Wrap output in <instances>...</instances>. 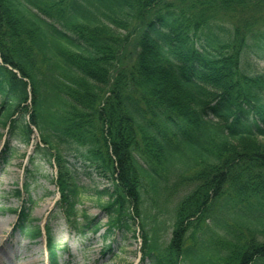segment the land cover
<instances>
[{
  "label": "trees",
  "instance_id": "trees-1",
  "mask_svg": "<svg viewBox=\"0 0 264 264\" xmlns=\"http://www.w3.org/2000/svg\"><path fill=\"white\" fill-rule=\"evenodd\" d=\"M263 49L264 0H0V155L36 128L57 214L83 236L139 231V264H264ZM72 150L112 184L95 195L103 225L78 209L90 188ZM183 186L162 244L152 210ZM43 231L60 264L51 220Z\"/></svg>",
  "mask_w": 264,
  "mask_h": 264
},
{
  "label": "rangeland",
  "instance_id": "rangeland-1",
  "mask_svg": "<svg viewBox=\"0 0 264 264\" xmlns=\"http://www.w3.org/2000/svg\"><path fill=\"white\" fill-rule=\"evenodd\" d=\"M264 52V49H263ZM260 61V67H263ZM1 99V96H0ZM6 133V129L0 130ZM4 140V139H3ZM3 140L0 142V154L3 150ZM40 142L37 129L29 145L14 141V153L8 161L0 155V264H49L45 247V237L33 238L25 235L20 229H12L16 215L14 209L27 206L31 217L41 225L51 220L57 238V256L62 264H139L141 256V234L116 232L104 238V227L96 234L81 235L69 227L64 218L57 214V200L59 198L57 187L54 184L56 168L44 153L36 154L35 147ZM76 152H69V160L75 169L81 185L90 188L82 202L78 205L80 213L86 212L89 216H96L102 223H106L105 212L98 206L96 193L109 188L112 184L101 175L91 172L85 167V159L76 157ZM33 161H30L32 157ZM19 189L20 196L15 195ZM187 192L185 186L168 196L165 210L155 214L152 210L149 220L151 227H156L159 241L168 243L171 237L173 222L170 220L172 208ZM107 196L102 200H107ZM155 215L157 219L154 221ZM80 220L82 219L80 215ZM166 221L165 225L161 222ZM203 230V229H202ZM198 230L197 233H201ZM110 244L111 252H103ZM67 249L64 251L63 248Z\"/></svg>",
  "mask_w": 264,
  "mask_h": 264
}]
</instances>
